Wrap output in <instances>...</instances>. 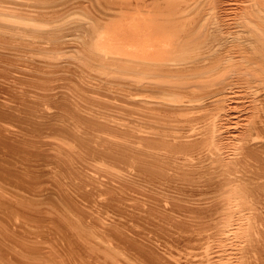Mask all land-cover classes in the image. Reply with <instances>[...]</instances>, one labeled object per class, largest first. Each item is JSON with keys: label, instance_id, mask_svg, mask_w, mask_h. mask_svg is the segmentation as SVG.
<instances>
[{"label": "bare ground", "instance_id": "obj_1", "mask_svg": "<svg viewBox=\"0 0 264 264\" xmlns=\"http://www.w3.org/2000/svg\"><path fill=\"white\" fill-rule=\"evenodd\" d=\"M0 264H264V0H0Z\"/></svg>", "mask_w": 264, "mask_h": 264}]
</instances>
